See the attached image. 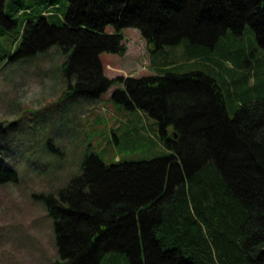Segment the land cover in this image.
I'll return each mask as SVG.
<instances>
[{
    "label": "trees",
    "instance_id": "obj_1",
    "mask_svg": "<svg viewBox=\"0 0 264 264\" xmlns=\"http://www.w3.org/2000/svg\"><path fill=\"white\" fill-rule=\"evenodd\" d=\"M126 27L153 74H102ZM37 59L65 77L61 118L120 85L95 119L114 126L87 130L118 159L92 151L39 196L53 264H264V0H0V73ZM12 152L0 129V186L18 180Z\"/></svg>",
    "mask_w": 264,
    "mask_h": 264
},
{
    "label": "rangeland",
    "instance_id": "obj_2",
    "mask_svg": "<svg viewBox=\"0 0 264 264\" xmlns=\"http://www.w3.org/2000/svg\"><path fill=\"white\" fill-rule=\"evenodd\" d=\"M121 34L123 54H99L102 74L108 78L153 74L139 30L126 27ZM48 62L37 59L12 75L0 73V129L13 144L8 165L18 172L17 182L0 186V264H53L57 256L53 221L39 196L64 186L92 151L106 163L118 159L98 137L100 132L87 130L98 124L107 130L114 126L113 120L102 124L95 119L112 116L115 105L110 97L119 83L100 90L96 99L79 98L76 110L61 118L58 109L66 107L61 97L66 80L51 73ZM34 112L48 114L46 121H33Z\"/></svg>",
    "mask_w": 264,
    "mask_h": 264
}]
</instances>
